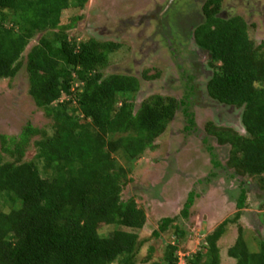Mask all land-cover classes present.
Masks as SVG:
<instances>
[{
  "label": "trees",
  "instance_id": "obj_1",
  "mask_svg": "<svg viewBox=\"0 0 264 264\" xmlns=\"http://www.w3.org/2000/svg\"><path fill=\"white\" fill-rule=\"evenodd\" d=\"M88 1L0 0V79H13L26 67L29 94L51 119L49 127L29 123L19 135L0 134V264H137L138 231L147 214L134 198L122 197L131 164L155 148L179 110L187 117L185 130L196 128L190 109L202 85L190 70L181 72V98L152 94L138 104V77L103 72L122 43L70 38L80 17L64 12L83 9ZM221 9L222 0L204 1L194 39L213 68L205 95L238 109L245 133L210 121L205 132L228 147L227 168L235 170L234 176L257 179L264 190V42L252 40L242 16L225 17ZM50 31L53 37L46 35ZM37 33L38 41L27 49ZM159 76L143 72V78ZM31 146L35 154L29 158ZM212 161L223 168L216 157ZM248 191L241 181L239 211L209 233L186 264H222L218 240L250 205ZM198 196L190 192L183 217ZM177 220L165 217L154 231L158 237L172 230L177 240L167 244L164 263L155 264H179L186 231ZM107 226L116 228L103 234ZM258 232L263 235L254 239L253 250L240 227L228 250L236 264H264V220Z\"/></svg>",
  "mask_w": 264,
  "mask_h": 264
},
{
  "label": "rangeland",
  "instance_id": "obj_2",
  "mask_svg": "<svg viewBox=\"0 0 264 264\" xmlns=\"http://www.w3.org/2000/svg\"><path fill=\"white\" fill-rule=\"evenodd\" d=\"M204 1L89 0L83 9L72 7L64 15L80 17L68 32L72 39L83 41L94 37L123 44L121 50L112 54L110 64L103 72L128 73L138 77L141 87L136 101L139 104L152 94H171L181 98L182 70L194 73L193 63L197 67L201 66V60L207 64V55L193 36V29L202 20ZM221 11L225 17L242 16L249 24L252 40L257 45L264 42V0H222ZM195 15L199 17L198 21L193 19ZM188 19L190 35L184 41L179 33L182 37L186 33V30L183 31L185 25L181 24ZM52 32L46 35L53 37ZM40 35L37 33L27 49L38 41ZM180 64L183 66L180 67ZM144 71L149 75L159 72L160 76L143 78ZM203 80L200 77L199 81ZM29 87L24 66L13 79H0V134L19 135L29 123L40 128L49 127L51 119L36 105L29 94ZM201 87L200 97L190 109L194 112L196 128L193 127L190 132L185 130L187 117L182 109L179 110L167 131L155 141V148L147 150L131 164V181L124 188L122 197L125 200L134 198L147 214V223L138 231L142 245L137 253V264L164 263L162 259L167 244L176 243L172 230L162 232L158 237L154 235L165 217H178L177 223L186 231L177 252L179 264H186L188 257L204 247L207 235L239 211L236 198L241 181H246L249 187L247 202L250 205L242 210L244 213L238 221L225 227L218 240L222 264H236V259L229 256L228 250L238 238L240 227L251 249L257 248L254 239L262 238L263 234L258 230L264 220V208L261 207L264 190L259 180L234 176L235 170L227 168L228 147L205 132V125L210 121L217 126L233 127L244 134L240 112L212 100L205 95L204 86ZM210 148L215 154L213 157ZM34 154L35 149L31 146L28 148L29 158ZM8 157L5 159L8 160ZM214 157L223 168L214 166ZM117 158L120 164H127L123 157ZM191 191H196L199 196L186 218L181 212ZM115 228L107 226L101 232L108 234Z\"/></svg>",
  "mask_w": 264,
  "mask_h": 264
},
{
  "label": "flooded vegetation",
  "instance_id": "obj_3",
  "mask_svg": "<svg viewBox=\"0 0 264 264\" xmlns=\"http://www.w3.org/2000/svg\"><path fill=\"white\" fill-rule=\"evenodd\" d=\"M171 2H172V0H171ZM166 8V7H165ZM197 12H195V14H196ZM203 13V12H202ZM222 13V12H221ZM196 16V18H193V19H195V21L197 20H199V17L197 16V15H195ZM203 17V15L201 16V18ZM188 22H190L189 21V19L187 20V21H185V23H182L181 25H185L184 26V29H183V31H185L186 30V33H188L187 32V30H188V28H187V24H188ZM199 22V21H198ZM165 27V26H164ZM175 30H177V28L175 29ZM194 30L195 29H193V36H194ZM192 32V31H191ZM177 33H178V31H177ZM184 34L183 35V37L181 36V34L179 33V37H181V40H182V38H183V40L184 41H187V37H188V35L187 34ZM189 35H190V33H189ZM180 40V39H179ZM181 40H180V42H181ZM201 49V48H200ZM202 50V49H201ZM173 52V54H175L174 52H175V50H173L172 51ZM203 52H205L204 50H203ZM206 53V52H205ZM207 55V54H206ZM193 70H194V75L195 76H197L196 77V80L197 81H199L200 80V77H201V79H204L202 82L201 81H199L198 82V86L199 85H202V86H204V87H206L205 86V84H207V82H208V80H209V77L211 76V74H212V71H213V68L210 66V64H209V59H208V55H207V64H204L203 62H202V60H201V66L200 67H197L196 65H194V63H193ZM207 77V78H206ZM206 78V79H205Z\"/></svg>",
  "mask_w": 264,
  "mask_h": 264
}]
</instances>
